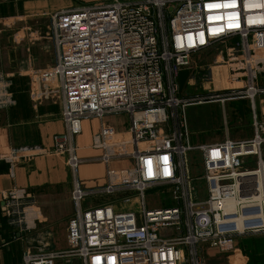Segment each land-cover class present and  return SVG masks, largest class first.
<instances>
[{
  "label": "built area",
  "instance_id": "obj_1",
  "mask_svg": "<svg viewBox=\"0 0 264 264\" xmlns=\"http://www.w3.org/2000/svg\"><path fill=\"white\" fill-rule=\"evenodd\" d=\"M52 28L57 51L53 74L66 129L54 137L52 151L68 156L76 213L68 222L67 250H27L24 264H201L199 244L230 252L236 237L264 234V119H255L249 140L192 145L185 117L188 106L264 94L257 86L264 74V0H116L57 12ZM228 40L235 43L214 60L215 68H227V77L210 72L206 83L226 80L239 86L216 88L209 99L179 98V74L191 67L192 56ZM6 80L0 76V106L14 103ZM119 114L129 115L128 138L113 144L115 154L100 160H132L133 167L125 180L87 191L76 178L83 160L74 142L82 122ZM95 146L106 150L111 144L100 134ZM194 151L201 153L204 167V200L189 166ZM48 153L41 146L23 147L5 159L17 164ZM163 187L175 204L148 208L146 193ZM122 190L137 193L142 213L110 204L84 208L91 194ZM1 195L12 227L21 233L37 229L43 218L35 200L30 202L33 194L13 189ZM239 219L247 224L243 231L237 228Z\"/></svg>",
  "mask_w": 264,
  "mask_h": 264
},
{
  "label": "crops",
  "instance_id": "obj_2",
  "mask_svg": "<svg viewBox=\"0 0 264 264\" xmlns=\"http://www.w3.org/2000/svg\"><path fill=\"white\" fill-rule=\"evenodd\" d=\"M106 1L108 0H0V76L5 77L11 86L13 81L15 90L14 94L11 86L9 87L13 105L0 106V234L4 242L0 245V264H24L23 256L30 238L42 236L45 232L55 235V229L67 225L76 213L72 200L75 178L68 165V156L52 151L54 137L66 130L61 117L60 86L53 74L57 51L54 44L52 15L81 8L84 4H107ZM78 3H83V6H77ZM257 86L264 88V76L259 78ZM260 96L258 103L257 98ZM248 99L242 98L236 103ZM249 101L252 103L249 108L251 114L249 123L253 126L256 118L264 119V94H259L254 100ZM119 115H109L103 119L91 118L82 122L81 133L74 142L76 154L83 160L76 178L87 191L106 188L115 180H125L126 173L133 167V165L117 167L122 160L133 163L132 160L112 159L107 163L100 160L105 154H115L113 144L128 138V128L118 127ZM100 134H104L111 144L106 150L95 146V140ZM253 136L254 128L236 134L235 139L227 135L224 140L228 137L237 141L249 140ZM202 144L210 143L198 145ZM33 146H41L50 153L22 160L17 164L6 161L5 156L12 149ZM261 152L264 164V144ZM250 160L255 166V160L253 158ZM110 171H114L115 174L111 175ZM13 189L26 190L38 200L43 220L38 223V229L32 231L33 233L23 234L8 223L1 194L3 191ZM160 189L169 191L168 187L153 190ZM119 193L130 195L121 197L116 202H110L109 199L99 200L94 202L95 205L89 204L84 208L110 204L114 205L116 210L125 211L126 204L131 203H125V200L133 198L136 200L138 196L136 192L127 190L111 195H95L107 197ZM146 203L151 209L162 208L149 204L147 199ZM68 248L66 234L59 240V248L49 251H65ZM185 253L188 261L187 250ZM197 254L201 264H264V234L247 233L236 237L233 250L230 252L199 244ZM57 264L64 263L59 261ZM71 264L80 263L74 260Z\"/></svg>",
  "mask_w": 264,
  "mask_h": 264
},
{
  "label": "rangeland",
  "instance_id": "obj_3",
  "mask_svg": "<svg viewBox=\"0 0 264 264\" xmlns=\"http://www.w3.org/2000/svg\"><path fill=\"white\" fill-rule=\"evenodd\" d=\"M116 0H108L106 2L113 3ZM120 1H128V0H120ZM138 1H146V0H138ZM83 6V3H78L77 6ZM91 4H84V6ZM233 40H228L225 43H218L214 46L208 48L207 50H203L197 54L192 56V65L188 68V72L182 73L178 80V84L180 86V93L178 94L179 98L190 100L196 98H207L212 95V90H216V88H224L223 83L217 82L214 85H209L206 83L211 76L210 72H213L214 75H221L227 77L226 67L215 68L214 60L216 59L219 52L225 50L226 45L234 44ZM221 70V72H219ZM219 72V73H218ZM190 76V78H189ZM264 75H261L263 78ZM190 80H189V79ZM188 79V81H187ZM188 82V83H187ZM231 84L229 87H238L239 84ZM227 87V86H225ZM220 94V93H219ZM260 97L257 98L258 103L260 101ZM237 100H230L225 103H205L199 105H192L186 107L185 117L189 125L190 132V140L192 145H198L204 142L207 143H216L221 142L224 138L229 135L230 138H237L236 134L243 132L245 129L250 130L254 128V125H250L249 120L251 117L250 107L252 103H250V99L248 101H244L241 103H236ZM205 102V101H204ZM234 102V103H233ZM236 103V104H235ZM248 106V107H247ZM181 119H183V109L179 108ZM115 116V115H113ZM118 127L119 129L129 128L130 126V118L127 114H120L117 116ZM252 124V123H251ZM246 126V127H245ZM169 131L173 130L172 124L169 126ZM228 129V130H227ZM228 137V138H229ZM189 166L192 172L193 178L196 180V185L199 191V199L204 200L207 198L206 194V183L201 181V178L204 176V167L201 160V153L199 151H194L189 154ZM133 163L130 161L124 162L122 160L121 164L117 167L128 166L132 167ZM250 167V166H248ZM114 168V167H113ZM116 168V167H115ZM127 193H119L112 196H103V195H95L91 194L84 202V206L89 204L95 205L94 202L99 200H108L118 201L121 197L129 196ZM133 195V194H131ZM101 196V197H100ZM135 196V193H134ZM132 196V197H134ZM147 202L151 205H159L161 207L172 206L175 204L171 197V193L166 190H150L146 193ZM35 200V201H34ZM36 202V206L41 210L38 200L36 198L32 199L30 202ZM132 210L136 213H142V206L138 204L134 198L132 199L130 204H126L125 211ZM37 225V229H38ZM68 223L65 226L56 228L55 235L50 232L43 233L42 236H37L30 238L27 241V250L31 251H39V250H54L56 247L59 248V240H62L64 236L67 234ZM36 229V230H37ZM61 229V230H60ZM34 230L33 232H35ZM31 232V233H33ZM24 234V232H22ZM28 233V232H26ZM63 236H60V235Z\"/></svg>",
  "mask_w": 264,
  "mask_h": 264
},
{
  "label": "bare ground",
  "instance_id": "obj_4",
  "mask_svg": "<svg viewBox=\"0 0 264 264\" xmlns=\"http://www.w3.org/2000/svg\"><path fill=\"white\" fill-rule=\"evenodd\" d=\"M224 85L227 86V87H229L231 84H229L226 80H224L223 81V86ZM236 225H237L238 230H241V231H243L247 227V224L245 223L244 219L237 220L236 221Z\"/></svg>",
  "mask_w": 264,
  "mask_h": 264
},
{
  "label": "trees",
  "instance_id": "obj_5",
  "mask_svg": "<svg viewBox=\"0 0 264 264\" xmlns=\"http://www.w3.org/2000/svg\"><path fill=\"white\" fill-rule=\"evenodd\" d=\"M207 50V49H206ZM188 72V69H185V70H183V71H181L180 72V74H179V78H180V75L182 74V73H187ZM189 78H190V76H189ZM188 78V79H189ZM188 79H187V81H188ZM179 80V79H178ZM11 83H12V86H11V91L15 94V90H14V82L13 81H11ZM181 89V88H180Z\"/></svg>",
  "mask_w": 264,
  "mask_h": 264
}]
</instances>
